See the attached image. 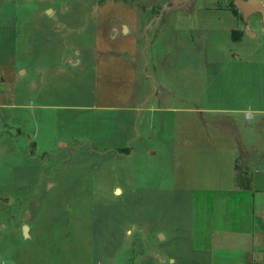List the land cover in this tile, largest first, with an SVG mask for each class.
I'll return each mask as SVG.
<instances>
[{
	"label": "rangeland",
	"instance_id": "374dc122",
	"mask_svg": "<svg viewBox=\"0 0 264 264\" xmlns=\"http://www.w3.org/2000/svg\"><path fill=\"white\" fill-rule=\"evenodd\" d=\"M249 103L264 21L232 0H0V264L188 256Z\"/></svg>",
	"mask_w": 264,
	"mask_h": 264
},
{
	"label": "crops",
	"instance_id": "0c3cea01",
	"mask_svg": "<svg viewBox=\"0 0 264 264\" xmlns=\"http://www.w3.org/2000/svg\"><path fill=\"white\" fill-rule=\"evenodd\" d=\"M245 86H241L242 92ZM242 106L258 114L256 120L264 126L263 108L251 103ZM239 109L243 110L234 111ZM250 117L247 113L246 118ZM233 139L237 142L223 150L228 157L222 184L231 188L208 194L211 204L195 216L202 222L203 214L207 218L202 238L189 247L188 256L168 253L158 256L156 264H264V133L259 132L252 143Z\"/></svg>",
	"mask_w": 264,
	"mask_h": 264
},
{
	"label": "water",
	"instance_id": "95a60500",
	"mask_svg": "<svg viewBox=\"0 0 264 264\" xmlns=\"http://www.w3.org/2000/svg\"><path fill=\"white\" fill-rule=\"evenodd\" d=\"M236 9L241 13L242 18L246 21L249 15L254 13H259L264 21V0H232ZM122 33H127V27L125 25L122 26ZM26 225L23 226V236H27Z\"/></svg>",
	"mask_w": 264,
	"mask_h": 264
}]
</instances>
